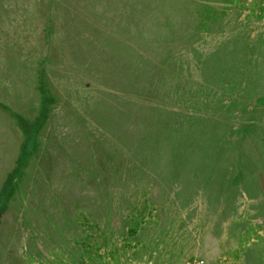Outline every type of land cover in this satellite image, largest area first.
Wrapping results in <instances>:
<instances>
[{
    "label": "rangeland",
    "instance_id": "374dc122",
    "mask_svg": "<svg viewBox=\"0 0 264 264\" xmlns=\"http://www.w3.org/2000/svg\"><path fill=\"white\" fill-rule=\"evenodd\" d=\"M235 1L246 3L257 32L264 36V1ZM165 2L98 0L94 5L93 1L94 7L83 21V28L91 27L97 33L106 27L114 32L103 40H94L102 42L101 49L108 44L110 50L98 54L90 68L101 75L102 85H118L117 90L122 91L120 84L127 80L131 84V75H135L134 90L129 93L134 100L133 112L126 110V104L111 100L112 104L104 103L96 122L113 137L110 142L95 138L111 172L128 152L130 156L135 152L133 175L138 173L137 168L141 175L146 170V155L150 160L156 159L157 153L166 157L165 151L159 154L156 145L154 150L150 147L146 151V141L155 138L148 133L146 137V123L154 107L146 89L168 71L172 60L177 61V67L184 64L187 54L178 46L146 47V35L154 30L148 22L161 16ZM40 4L43 24L38 29V40L47 51L54 41V0H40ZM84 58L77 57L82 61ZM138 74H142L141 78ZM34 80L41 96L44 74L40 66ZM5 110L9 112L0 105V121L18 132L19 126L15 128L10 112ZM253 118L220 116L198 130H188L202 133L218 148L209 192L204 189L202 176L185 175L173 183L162 169L164 175L159 183H146L136 175L126 177L123 184L105 185L106 193L93 191L92 184L76 186L60 155L42 165L43 160L28 154L30 146L22 151V133L27 137L32 126L24 120L22 133L9 146L12 162L0 176L1 264H264V116ZM125 129L128 132L122 138ZM69 133L70 128L61 131ZM50 155L54 157L51 151ZM130 170L129 167L127 172ZM159 170L148 171L155 177L153 171ZM38 172L39 176L41 172L50 173V191L39 198L36 194L26 196L27 181ZM209 194L213 196L211 203Z\"/></svg>",
    "mask_w": 264,
    "mask_h": 264
},
{
    "label": "trees",
    "instance_id": "16d2710c",
    "mask_svg": "<svg viewBox=\"0 0 264 264\" xmlns=\"http://www.w3.org/2000/svg\"><path fill=\"white\" fill-rule=\"evenodd\" d=\"M93 1L94 5L98 3V0H54V41L51 49L43 51L38 40V29L43 24L40 0H0V105L9 110L10 113L5 111L12 116L15 128L19 126L16 132L0 121V176L12 162L9 146L27 121L32 126L27 137L22 133L25 139L20 144L22 151L30 146L28 154L43 160L42 165L60 155L66 160L70 168L68 176L76 186L92 184L93 191L106 193L105 185L123 184L126 177L136 175L146 179V183H159L163 169L173 183L185 175L202 176L206 181L204 189L209 192L219 151L202 133L190 131L220 116L243 119L264 116V36L257 32L246 3L166 0L161 16L148 22L154 30L146 35V47L178 46L185 50L188 59L179 67L172 60L168 73L163 69L165 73L146 89V96L154 106L152 118L146 123V137L148 134L155 137L151 141L146 139V151L150 147L154 150L152 147L156 145L159 154L165 151L166 157L157 153V158L150 160L146 155V170L141 175L137 168L138 173L133 175L135 152H130L131 156L128 152L125 155L128 160L118 161L111 172L96 145L95 138L103 137V142L113 138L96 124L105 102L124 103L126 110L133 112L130 94L135 75H131V84L127 80L120 84L122 91H118V85H102L101 75L90 70L98 54L110 51L108 44L101 49L102 42L94 40L114 34L107 27L101 33L82 27L87 12L94 7ZM78 56L85 58L78 60ZM39 66L44 74L41 96L34 80ZM138 71L143 74L144 70ZM142 74L138 76L141 78ZM153 121L156 122L151 125ZM68 128L69 134H61ZM129 167L131 170L127 172ZM150 168L160 169L153 171L155 177L149 173ZM41 174L38 172L27 181L26 196L36 194L39 198L48 194L52 185L50 173ZM209 195L211 203L213 196Z\"/></svg>",
    "mask_w": 264,
    "mask_h": 264
},
{
    "label": "built area",
    "instance_id": "2783aa9c",
    "mask_svg": "<svg viewBox=\"0 0 264 264\" xmlns=\"http://www.w3.org/2000/svg\"><path fill=\"white\" fill-rule=\"evenodd\" d=\"M197 264H202L201 262L197 263Z\"/></svg>",
    "mask_w": 264,
    "mask_h": 264
},
{
    "label": "crops",
    "instance_id": "0c3cea01",
    "mask_svg": "<svg viewBox=\"0 0 264 264\" xmlns=\"http://www.w3.org/2000/svg\"><path fill=\"white\" fill-rule=\"evenodd\" d=\"M254 24H256V22H254Z\"/></svg>",
    "mask_w": 264,
    "mask_h": 264
},
{
    "label": "water",
    "instance_id": "95a60500",
    "mask_svg": "<svg viewBox=\"0 0 264 264\" xmlns=\"http://www.w3.org/2000/svg\"><path fill=\"white\" fill-rule=\"evenodd\" d=\"M264 1V0H263Z\"/></svg>",
    "mask_w": 264,
    "mask_h": 264
}]
</instances>
